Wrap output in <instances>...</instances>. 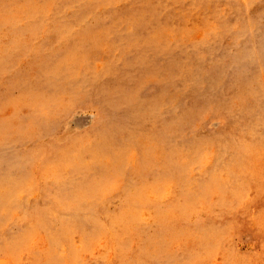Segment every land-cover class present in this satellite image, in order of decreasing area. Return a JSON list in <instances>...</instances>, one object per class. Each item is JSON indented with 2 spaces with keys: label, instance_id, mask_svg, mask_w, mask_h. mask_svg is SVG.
I'll list each match as a JSON object with an SVG mask.
<instances>
[{
  "label": "rangeland",
  "instance_id": "rangeland-1",
  "mask_svg": "<svg viewBox=\"0 0 264 264\" xmlns=\"http://www.w3.org/2000/svg\"><path fill=\"white\" fill-rule=\"evenodd\" d=\"M264 264V0H0V264Z\"/></svg>",
  "mask_w": 264,
  "mask_h": 264
},
{
  "label": "bare ground",
  "instance_id": "bare-ground-1",
  "mask_svg": "<svg viewBox=\"0 0 264 264\" xmlns=\"http://www.w3.org/2000/svg\"><path fill=\"white\" fill-rule=\"evenodd\" d=\"M1 264H6V263H4V262H1Z\"/></svg>",
  "mask_w": 264,
  "mask_h": 264
}]
</instances>
